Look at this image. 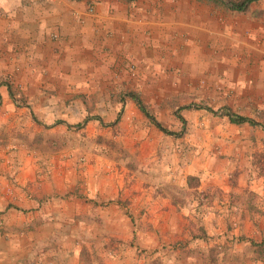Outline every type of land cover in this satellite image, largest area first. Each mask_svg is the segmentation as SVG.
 <instances>
[{"label":"rangeland","instance_id":"obj_1","mask_svg":"<svg viewBox=\"0 0 264 264\" xmlns=\"http://www.w3.org/2000/svg\"><path fill=\"white\" fill-rule=\"evenodd\" d=\"M145 1L193 44L181 67L103 76L78 52L31 66L0 49V240H264V0ZM247 261L264 241H0V264Z\"/></svg>","mask_w":264,"mask_h":264},{"label":"crops","instance_id":"obj_2","mask_svg":"<svg viewBox=\"0 0 264 264\" xmlns=\"http://www.w3.org/2000/svg\"><path fill=\"white\" fill-rule=\"evenodd\" d=\"M87 1L92 0H0L3 8L0 12L1 51L14 52L18 59H35L31 66L48 58L49 54L56 58L78 52L83 59L80 61L83 69L99 67L103 76H109L116 72L128 74L129 64L137 62L143 66L142 61L149 66L181 67L183 49H194L193 44L184 45L180 37H175L179 27L173 25L174 22L169 25L163 21L160 12L149 7L146 1L105 0L104 12L97 6L101 0L87 12ZM5 38L15 41L7 42L10 45L7 48L2 45ZM228 42L226 37L220 38L223 48L228 49ZM242 43L247 53L258 50L251 38ZM252 59L255 64L264 63L263 55ZM84 73L97 78L101 72L91 73L85 69ZM97 81L100 82L88 79L87 83ZM247 264L260 263L247 261Z\"/></svg>","mask_w":264,"mask_h":264},{"label":"trees","instance_id":"obj_3","mask_svg":"<svg viewBox=\"0 0 264 264\" xmlns=\"http://www.w3.org/2000/svg\"><path fill=\"white\" fill-rule=\"evenodd\" d=\"M251 0H237V1H230V6L235 8V9H242L244 8V6L250 2ZM128 94L130 95V97L134 100V102L136 103L137 107L139 108V110L145 115L147 116L151 122L153 123V125L155 127H157L158 129H160L161 131L167 132V133H173L176 134L177 132L172 131L167 129L165 126H163L146 108V106L144 105V103L141 101V99L139 98V96L134 93V92H128ZM180 108V107H179ZM179 108L175 111V115L179 118V120L181 121V127L184 126L185 123V119L183 118V116L180 114V112L178 111ZM205 108L209 109L210 108L208 106H205ZM225 114L228 116V118L230 119V121H235V122H241L244 120H247L249 123H256L254 120H252L251 118H248L244 115H233L230 112H225ZM98 118V116H97ZM262 129L264 131V125L262 126Z\"/></svg>","mask_w":264,"mask_h":264},{"label":"built area","instance_id":"obj_4","mask_svg":"<svg viewBox=\"0 0 264 264\" xmlns=\"http://www.w3.org/2000/svg\"><path fill=\"white\" fill-rule=\"evenodd\" d=\"M92 8H93V5L92 4H87V9L88 10H92Z\"/></svg>","mask_w":264,"mask_h":264}]
</instances>
